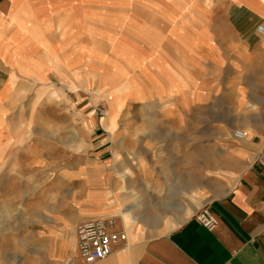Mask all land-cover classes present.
<instances>
[{"label":"crops","instance_id":"1","mask_svg":"<svg viewBox=\"0 0 264 264\" xmlns=\"http://www.w3.org/2000/svg\"><path fill=\"white\" fill-rule=\"evenodd\" d=\"M261 25L264 0H0V112L4 99L21 84L24 64H36L42 55L53 62L68 57L79 70L83 66L77 56L87 46L99 54L102 44L108 45L103 39L116 50L140 49L132 52L141 53L148 71V81L143 82L148 95L156 85L172 87V92L188 86L190 97H222L223 103L232 98L230 120L212 129L220 135V160L197 149L188 155L191 162L203 159L213 171H228V176L215 179L224 192L213 196V187L191 184L189 171L172 180L184 185L174 190L180 195L172 216L159 214V207L171 201L172 190L160 200L145 201L140 216H134L128 204L134 194L112 200L103 215L86 220L118 218L117 213L130 206L131 212L118 218L122 229L116 228L127 232V242L94 264H264V39L257 33ZM123 98L117 97L120 108ZM108 122L114 125L116 116L109 115ZM238 130L248 137L234 138ZM118 145L109 161L116 162L112 171L126 184L132 173L120 161ZM103 146L98 143L95 150ZM205 207L218 221L212 230L196 219V212ZM56 225L52 232L28 226L29 242L20 245L29 247L30 259L21 258L20 264H84L76 253L77 228L63 232ZM4 257L0 253V264H17L11 255Z\"/></svg>","mask_w":264,"mask_h":264},{"label":"rangeland","instance_id":"2","mask_svg":"<svg viewBox=\"0 0 264 264\" xmlns=\"http://www.w3.org/2000/svg\"><path fill=\"white\" fill-rule=\"evenodd\" d=\"M103 42L108 45L103 43L99 54H92L93 47L87 46L77 56L83 66L79 70L68 57L53 62L42 55L36 64H24L21 84L4 99L0 253L3 258L5 254L16 258L17 264L21 258L30 259L29 247L20 245L29 242L25 239L28 226L45 232H52L56 224L63 232L73 225L76 229L87 218L103 215L112 200L126 194H134L128 204L133 205V215L140 216L145 201L160 200L168 190H172L171 201L159 207V214L172 216L180 195L174 190L184 186L172 180L189 171L191 184L213 187V196L224 192L215 179L228 176V171H213L203 165V159L191 162L188 155L197 149L220 160V135L212 129L230 120L232 98L223 103L222 97L210 101L190 97L188 86L172 92V87L156 85L148 95L143 85L148 71L141 53L132 52L140 49L116 50L108 40ZM117 97H125L121 108ZM111 114L116 116L114 125L108 122ZM116 142L120 161L132 173L126 184L112 171L116 162L109 161ZM98 143L104 146L95 150ZM44 218L55 222L46 223ZM95 219L111 220L121 228L113 216Z\"/></svg>","mask_w":264,"mask_h":264},{"label":"built area","instance_id":"3","mask_svg":"<svg viewBox=\"0 0 264 264\" xmlns=\"http://www.w3.org/2000/svg\"><path fill=\"white\" fill-rule=\"evenodd\" d=\"M260 38L264 39V25L257 29ZM239 140L248 137L246 131H235ZM198 222L208 230H212L218 223L217 218L208 210L196 214ZM76 253L84 264H94L110 257L115 247L127 242V235L118 230L111 220L95 219L80 223L76 229Z\"/></svg>","mask_w":264,"mask_h":264},{"label":"bare ground","instance_id":"4","mask_svg":"<svg viewBox=\"0 0 264 264\" xmlns=\"http://www.w3.org/2000/svg\"><path fill=\"white\" fill-rule=\"evenodd\" d=\"M124 99V98H123ZM112 118H113V116H112ZM110 121V120H109ZM110 123V122H109ZM112 123V122H111ZM110 123V124H111ZM233 137L234 138H236L235 137V131H234V133H233ZM237 139V138H236ZM246 139V138H245ZM241 140H243V139H241ZM191 200H192V198H190ZM197 200V199H196ZM193 201V200H192ZM194 206V205H193ZM196 209V208H195ZM201 211V210H200ZM199 211V212H200ZM129 212H131V207L130 206H127V207H125L124 209H122L121 211H119L118 213H117V217L118 218H121L123 215H124V213H129ZM198 212V213H199ZM197 212H196V214H198ZM187 214V213H186ZM131 216H132V214H131ZM188 216V215H187ZM132 218H133V216H132ZM136 221V220H135ZM132 223V222H131ZM134 224V223H133ZM126 234H127V232L126 231H124ZM128 236V235H127Z\"/></svg>","mask_w":264,"mask_h":264}]
</instances>
